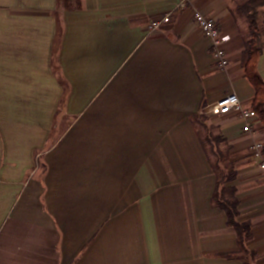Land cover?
<instances>
[{"label": "crops", "instance_id": "crops-1", "mask_svg": "<svg viewBox=\"0 0 264 264\" xmlns=\"http://www.w3.org/2000/svg\"><path fill=\"white\" fill-rule=\"evenodd\" d=\"M248 1L190 0L148 31L178 0H0V264H264L262 125L208 117L249 228L239 252L195 122L230 92L251 107L241 58L264 0ZM195 12L229 37L224 69Z\"/></svg>", "mask_w": 264, "mask_h": 264}, {"label": "trees", "instance_id": "trees-1", "mask_svg": "<svg viewBox=\"0 0 264 264\" xmlns=\"http://www.w3.org/2000/svg\"><path fill=\"white\" fill-rule=\"evenodd\" d=\"M259 0H249L243 9L249 8L252 12L255 10L256 4L258 5ZM254 13L248 15L249 20L253 21ZM263 43L259 44V37L257 32L250 31L248 39L244 43V50L242 53V66L244 70V75L247 80L250 82L251 86L254 89L255 95L254 100L249 108L258 118L259 122L262 125V132L264 135V84L259 78L256 72V63L257 59L261 54ZM199 115H197L198 117ZM196 117V119H197ZM195 119V120H196ZM199 135V134H198ZM201 145L204 149L203 142ZM264 157V148L262 151ZM211 168L216 174L215 188L211 197V202L224 211L226 215V223L228 226H231L237 236V244L239 246V252H245L244 242L249 239L250 233L249 228L245 224H239L236 220L238 215L237 210V200L234 197V188L225 186L227 183L231 182L234 177V171L229 170L226 174H219L218 167L215 164H212L209 160ZM243 250V251H242Z\"/></svg>", "mask_w": 264, "mask_h": 264}, {"label": "built area", "instance_id": "built-area-1", "mask_svg": "<svg viewBox=\"0 0 264 264\" xmlns=\"http://www.w3.org/2000/svg\"><path fill=\"white\" fill-rule=\"evenodd\" d=\"M190 5V0H178L172 11L165 13L160 19L152 20L149 24L148 31L157 29L161 24L167 23L173 11L180 10ZM193 21L200 33L211 40V54L216 61L217 67L224 69L228 61L224 56L221 45L225 43L229 37L223 35L217 23L205 15L195 12ZM200 114L207 117L234 115L243 122V130L247 133H254V125L257 123V116L249 109L243 107L234 92L225 94L218 101L203 107ZM264 144L261 141H254L251 145V153L259 158V167L264 174V157L262 154Z\"/></svg>", "mask_w": 264, "mask_h": 264}, {"label": "rangeland", "instance_id": "rangeland-1", "mask_svg": "<svg viewBox=\"0 0 264 264\" xmlns=\"http://www.w3.org/2000/svg\"><path fill=\"white\" fill-rule=\"evenodd\" d=\"M258 34L259 44L264 42V34ZM249 32L246 33L248 37ZM196 122V130L198 131L199 137L203 142L205 152L212 164L217 165L218 173L226 174L231 169L228 162V148L224 144V141L219 136L217 128L210 124V120L207 116L200 114ZM244 132V131H243ZM256 132V131H255Z\"/></svg>", "mask_w": 264, "mask_h": 264}]
</instances>
